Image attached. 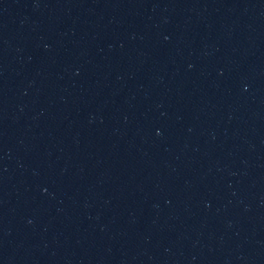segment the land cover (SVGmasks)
<instances>
[{
    "label": "water",
    "instance_id": "1",
    "mask_svg": "<svg viewBox=\"0 0 264 264\" xmlns=\"http://www.w3.org/2000/svg\"><path fill=\"white\" fill-rule=\"evenodd\" d=\"M0 264H264V0H0Z\"/></svg>",
    "mask_w": 264,
    "mask_h": 264
}]
</instances>
